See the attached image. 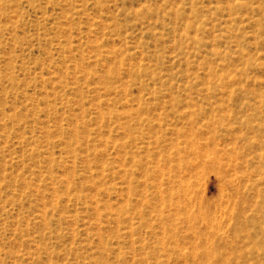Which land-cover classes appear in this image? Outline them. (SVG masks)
Masks as SVG:
<instances>
[{
    "label": "rangeland",
    "instance_id": "374dc122",
    "mask_svg": "<svg viewBox=\"0 0 264 264\" xmlns=\"http://www.w3.org/2000/svg\"><path fill=\"white\" fill-rule=\"evenodd\" d=\"M0 264H264V0H0Z\"/></svg>",
    "mask_w": 264,
    "mask_h": 264
}]
</instances>
